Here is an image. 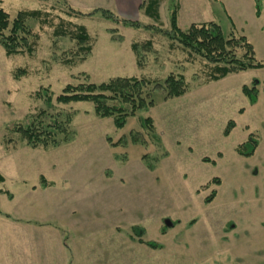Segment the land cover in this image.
<instances>
[{
	"label": "rangeland",
	"instance_id": "374dc122",
	"mask_svg": "<svg viewBox=\"0 0 264 264\" xmlns=\"http://www.w3.org/2000/svg\"><path fill=\"white\" fill-rule=\"evenodd\" d=\"M199 1L194 0L195 20L213 21L224 36L245 37L256 61L264 64V2L259 19L247 5L231 21L221 5ZM183 3L179 24L186 29L191 0H159L158 20L142 11L130 19L118 16L150 26L146 31L99 13L77 16L69 10H107L95 0L81 11L66 0H0L10 21L20 11L46 14L25 23L37 36L30 56L6 57L0 47V264H64L60 257L67 250L72 260L73 248L76 260L70 264H264V67L207 82L212 66L188 58L176 44L170 49L163 34L171 10ZM78 26L86 30L91 48L83 60L69 36ZM58 27L67 34L56 36ZM235 54L241 57L244 50ZM169 74L184 77L186 93L166 100L156 85L147 86L154 106L127 119L120 130L111 118H97L90 103L54 102L67 85H98L117 77H144L162 85ZM253 82L257 100L249 105L241 89ZM41 88L52 93L51 106L34 97ZM41 110L73 114L70 143L47 150L26 146L14 129ZM146 118L158 142L144 127ZM229 121L235 127L223 137ZM249 135L257 147L244 158L235 148ZM40 178L53 185L41 188ZM212 191L216 197L204 204ZM108 223L117 224V234ZM46 225L68 230L61 244L53 242ZM87 225L98 228L91 235L96 241L103 231L96 248L79 241L85 240ZM132 227L144 242L159 247L137 243Z\"/></svg>",
	"mask_w": 264,
	"mask_h": 264
},
{
	"label": "trees",
	"instance_id": "16d2710c",
	"mask_svg": "<svg viewBox=\"0 0 264 264\" xmlns=\"http://www.w3.org/2000/svg\"><path fill=\"white\" fill-rule=\"evenodd\" d=\"M158 1L141 0L139 10L146 17L158 20ZM263 2L264 0H255V16L257 18L260 16ZM176 8L174 7L170 12L169 29L163 34L170 41V49H172V44H176L180 49L187 52L188 58L197 57L212 66L206 75L207 82L218 81L229 74L264 67L263 63L257 62L254 58L252 47L245 37H235L233 33L224 36L220 27L213 22L191 24L187 30H180L177 25ZM69 10L77 16H89L99 13L105 19L119 22L121 25L132 29L146 31L151 29L150 26H142L136 21L121 19L112 12L103 9H96L86 14L74 12L70 7ZM43 16L46 17V14L41 11H20L10 21L8 14L0 8V47L4 50L6 57L24 54L30 56L34 52V40L37 39V36L27 29L25 23L28 19L40 20ZM74 29V32L69 36L77 41L79 45L78 56L81 55L79 60H83L91 50L90 46L86 45L89 37L84 27L78 26ZM54 33L56 36H65L67 34L60 27ZM31 39L33 41H30ZM132 50L137 53L135 45L132 46ZM237 50H244V54L241 57H237L235 54ZM137 63L138 67H142L138 61ZM14 78H17V76H14ZM151 84L156 85L157 88L163 91L166 100L181 97L187 91L185 79L182 75L169 74L163 80L162 85L144 77H117L98 85L87 84L76 87L67 85L60 95L55 98L54 102L59 105L90 103L93 105V114L97 118H111L113 126L120 130L125 126L127 119L133 118L137 112H146L154 106L150 94L145 93V88ZM256 86L257 82H253L250 88L243 86L241 89L249 105L255 104L257 100ZM34 97L41 100L45 105H52V93L47 88L38 90ZM72 117L73 114L61 111L52 113L47 110H41L35 116L29 117L25 125L16 127L14 131L25 142L26 146L31 149H54L73 140L75 134L70 128ZM143 125L149 135L158 142V137L154 135L155 129L152 120L146 118L143 121ZM234 127V123L229 121L223 130V137H227ZM135 136L136 134H130L131 141L133 144H138L139 140H136ZM113 146L117 145L113 144ZM256 147V140L252 135H249L244 143L235 148V151L239 156L247 158L253 155ZM203 162L215 165L213 161L206 159ZM148 168L152 170L151 165H148ZM1 180L2 178L0 177ZM39 182L43 189L53 185L45 182L43 178H40ZM210 183L218 184L219 182L216 179H212ZM215 195L216 192L212 191L203 200V203H210ZM137 229L136 227L131 228V232L137 238V243L144 244L152 250L159 247L155 242H144L140 238L139 233L136 232Z\"/></svg>",
	"mask_w": 264,
	"mask_h": 264
},
{
	"label": "crops",
	"instance_id": "0c3cea01",
	"mask_svg": "<svg viewBox=\"0 0 264 264\" xmlns=\"http://www.w3.org/2000/svg\"><path fill=\"white\" fill-rule=\"evenodd\" d=\"M66 1H67V3H69V5L71 4L70 5L71 7L72 6L76 7V9L78 8L79 11H81V10H84V9H82V8H84V4H86L88 2H91V1H94V0H66ZM95 1L100 4V8H105L107 10H110V11L114 12L117 16L122 17L124 19H130L133 16H137V14L141 12V10H139V5L141 3V0H95ZM200 1H202L206 5L210 4L211 2L215 3V5L218 4L219 7L221 5V8H219V9L222 11V14L224 16H226L228 19H230L231 21H233V18L234 19L238 18V16L241 15L242 7L243 6H247V5H248L249 9L252 8V11L254 12V16H255V0H228L229 3H227L226 0H200ZM200 1H199V3H200ZM197 4H198V2H196V4H194V0H191V15L192 16L190 17V21H188L189 23H188L186 29H181L180 28V24H179L180 18H182V14H184V11H185L184 3H183V6H179L178 7V9H177V25H178L180 30H182V31L187 30L191 24L204 23V22H200L199 23V21L195 20V18H196L195 14H197L198 11H199ZM259 18L260 17H258V19ZM210 22H213V21H210ZM205 23H207V22H205ZM132 66H134V65H132ZM134 68H135V66H134ZM122 76H126V74H123ZM103 191H104L103 192L104 194L108 193L106 189L103 190ZM72 195H74V193H72ZM69 198L70 197H67V199H69ZM81 200H83V199H81ZM84 201H86V199H84ZM102 201L104 203L107 202V200H105V199L104 200L102 199ZM108 225L111 226L109 231H112V228H114L115 233L117 232L115 230V228H116L115 226L117 224L108 223ZM89 226H91V225H87L86 226L85 240L84 241L83 240H79V241L85 243L84 245H86L87 247L91 246V245L95 247V244L99 243V241H103V239H104V237L102 238L103 231H101V232L99 231V235L100 236L102 235V236L99 237L97 239V241H96L95 239H91V235H92L93 231H94V233L98 232V228L96 229V228L89 227ZM44 227H46L49 232H52V240L57 245L61 244V240L63 239V237L68 235V233H67L68 230H66L64 227H61V226H59V227H51L49 225H46ZM107 228H108V226H105L104 230H106ZM60 231H61V233H60ZM61 234H62V236H61ZM70 238L73 239L71 236H70ZM73 243L75 245L77 244V242H75V241H73ZM75 245H74V247H75ZM72 250H73L72 253H71L72 260H70L71 257L67 253V250H66L65 255L60 257V260H62L64 264H70V262H73L74 259L76 260V257L73 256V254H76L74 248ZM57 252H63V251H57Z\"/></svg>",
	"mask_w": 264,
	"mask_h": 264
},
{
	"label": "flooded vegetation",
	"instance_id": "af4514ba",
	"mask_svg": "<svg viewBox=\"0 0 264 264\" xmlns=\"http://www.w3.org/2000/svg\"><path fill=\"white\" fill-rule=\"evenodd\" d=\"M243 143H244V142H243ZM239 145H240V144H239ZM255 149H256V148H255ZM254 151H255V150H254ZM253 154H254V153H253ZM241 157H242V156H241ZM250 157H251V156H250ZM244 158H245V157H244ZM247 158H248V157H247ZM215 197H216V195H215ZM166 221H168V220H165V221H164V224H165ZM168 222H169V221H168ZM169 223H170V222H169ZM164 226H165L166 228H170V227L172 226V224H171V223H170V225H166V224H165ZM149 242H152V241H149Z\"/></svg>",
	"mask_w": 264,
	"mask_h": 264
},
{
	"label": "water",
	"instance_id": "95a60500",
	"mask_svg": "<svg viewBox=\"0 0 264 264\" xmlns=\"http://www.w3.org/2000/svg\"><path fill=\"white\" fill-rule=\"evenodd\" d=\"M166 225H170V223L168 221L165 222Z\"/></svg>",
	"mask_w": 264,
	"mask_h": 264
}]
</instances>
